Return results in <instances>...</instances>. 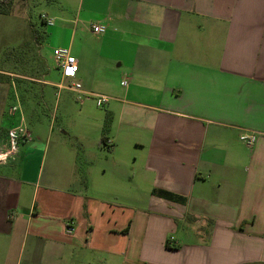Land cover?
Segmentation results:
<instances>
[{
  "label": "crops",
  "instance_id": "0c3cea01",
  "mask_svg": "<svg viewBox=\"0 0 264 264\" xmlns=\"http://www.w3.org/2000/svg\"><path fill=\"white\" fill-rule=\"evenodd\" d=\"M58 5L43 44L78 72L54 86L105 96L94 158L131 142L139 171L127 178L116 155L84 170L86 143L32 132L6 155L1 111L0 264H264V0ZM9 95L0 83L2 105Z\"/></svg>",
  "mask_w": 264,
  "mask_h": 264
},
{
  "label": "rangeland",
  "instance_id": "374dc122",
  "mask_svg": "<svg viewBox=\"0 0 264 264\" xmlns=\"http://www.w3.org/2000/svg\"><path fill=\"white\" fill-rule=\"evenodd\" d=\"M51 1L9 0L8 6L3 7L6 15L0 14V83L10 92V97L8 107L0 100V112L14 119L11 129L21 126L42 139L47 136L48 142H66L76 151L75 142L86 143L91 160L81 164L84 170L108 168L116 155L123 157L127 178L136 177L140 153L131 142L115 155L101 145V153L94 158L96 152L90 142H100L102 138L106 106L96 107L92 99L80 102L76 93L54 86L64 81L52 58L54 47H45L43 41L45 28L60 26V22L47 16L54 24L42 26L39 16L64 10L59 5L47 6ZM110 134L107 137L112 141Z\"/></svg>",
  "mask_w": 264,
  "mask_h": 264
},
{
  "label": "built area",
  "instance_id": "2783aa9c",
  "mask_svg": "<svg viewBox=\"0 0 264 264\" xmlns=\"http://www.w3.org/2000/svg\"><path fill=\"white\" fill-rule=\"evenodd\" d=\"M39 19L45 24V26H52L54 21L48 18L45 14H41ZM106 31V28L101 25H92L91 32L95 35H102ZM52 58L55 62L57 69L60 71L63 78L74 80L78 72V64L76 59L70 54V52L65 48H55L52 50ZM66 88L78 95V100H81L83 97L82 87L79 83L73 81L71 84L66 86ZM96 107H103L107 103V98L101 95H89ZM246 140L245 138H243ZM31 140V135L27 129H23L21 126L10 129L7 132V146H6V155H10L16 152L18 145L22 142H28ZM254 140L253 137L248 139V143H252ZM67 233L73 231L71 223H68L66 226Z\"/></svg>",
  "mask_w": 264,
  "mask_h": 264
},
{
  "label": "trees",
  "instance_id": "16d2710c",
  "mask_svg": "<svg viewBox=\"0 0 264 264\" xmlns=\"http://www.w3.org/2000/svg\"><path fill=\"white\" fill-rule=\"evenodd\" d=\"M54 0H52L51 2H53ZM50 2V3H51ZM8 3H9V0H0V14L1 15H6V10L3 9V7H7L8 6ZM40 17V16H39ZM40 24L42 26H45V24L40 20ZM110 115L109 114H106L105 115V119H104V125H103V129H102V133L103 135H105L107 132H108V129H109V126H110ZM105 140L104 137H102L100 139V143H103ZM166 246H168V242L166 243Z\"/></svg>",
  "mask_w": 264,
  "mask_h": 264
}]
</instances>
